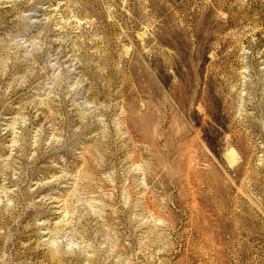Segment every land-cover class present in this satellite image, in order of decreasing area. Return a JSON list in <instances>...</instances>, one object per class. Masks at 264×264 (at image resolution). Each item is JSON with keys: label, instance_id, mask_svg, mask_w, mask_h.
Returning <instances> with one entry per match:
<instances>
[{"label": "rangeland", "instance_id": "1", "mask_svg": "<svg viewBox=\"0 0 264 264\" xmlns=\"http://www.w3.org/2000/svg\"><path fill=\"white\" fill-rule=\"evenodd\" d=\"M0 264H264V0H0Z\"/></svg>", "mask_w": 264, "mask_h": 264}]
</instances>
